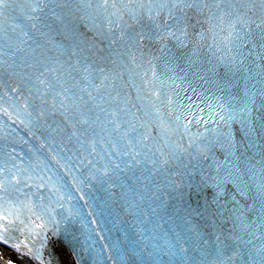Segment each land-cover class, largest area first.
Listing matches in <instances>:
<instances>
[{
  "label": "snow or ice",
  "instance_id": "snow-or-ice-1",
  "mask_svg": "<svg viewBox=\"0 0 264 264\" xmlns=\"http://www.w3.org/2000/svg\"><path fill=\"white\" fill-rule=\"evenodd\" d=\"M117 222L264 264V0H0V264H82L76 223L122 261Z\"/></svg>",
  "mask_w": 264,
  "mask_h": 264
}]
</instances>
